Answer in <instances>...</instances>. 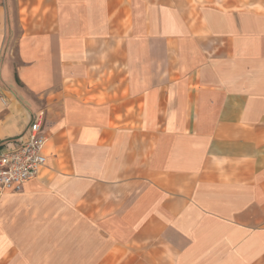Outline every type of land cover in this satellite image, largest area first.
Wrapping results in <instances>:
<instances>
[{"label": "crops", "instance_id": "obj_1", "mask_svg": "<svg viewBox=\"0 0 264 264\" xmlns=\"http://www.w3.org/2000/svg\"><path fill=\"white\" fill-rule=\"evenodd\" d=\"M42 112L0 264H264V0H0V146Z\"/></svg>", "mask_w": 264, "mask_h": 264}, {"label": "built area", "instance_id": "obj_2", "mask_svg": "<svg viewBox=\"0 0 264 264\" xmlns=\"http://www.w3.org/2000/svg\"><path fill=\"white\" fill-rule=\"evenodd\" d=\"M44 119L42 112L30 125L27 138L13 149L0 146V198L6 193L20 192L46 165L48 138L43 132Z\"/></svg>", "mask_w": 264, "mask_h": 264}, {"label": "rangeland", "instance_id": "obj_3", "mask_svg": "<svg viewBox=\"0 0 264 264\" xmlns=\"http://www.w3.org/2000/svg\"><path fill=\"white\" fill-rule=\"evenodd\" d=\"M47 173V172H46ZM43 174L39 175L38 177H41Z\"/></svg>", "mask_w": 264, "mask_h": 264}]
</instances>
